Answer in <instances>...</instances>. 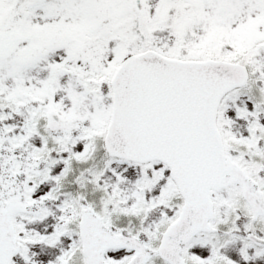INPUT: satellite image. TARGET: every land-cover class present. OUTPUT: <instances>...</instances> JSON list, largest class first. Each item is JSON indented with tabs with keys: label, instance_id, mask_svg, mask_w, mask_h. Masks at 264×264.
Wrapping results in <instances>:
<instances>
[{
	"label": "snow or ice",
	"instance_id": "obj_1",
	"mask_svg": "<svg viewBox=\"0 0 264 264\" xmlns=\"http://www.w3.org/2000/svg\"><path fill=\"white\" fill-rule=\"evenodd\" d=\"M0 264H264V0H0Z\"/></svg>",
	"mask_w": 264,
	"mask_h": 264
}]
</instances>
